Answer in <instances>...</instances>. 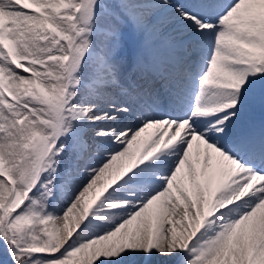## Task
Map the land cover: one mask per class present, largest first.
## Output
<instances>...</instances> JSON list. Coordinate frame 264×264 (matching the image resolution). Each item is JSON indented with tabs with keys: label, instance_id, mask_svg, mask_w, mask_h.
Listing matches in <instances>:
<instances>
[{
	"label": "snow or ice",
	"instance_id": "1",
	"mask_svg": "<svg viewBox=\"0 0 264 264\" xmlns=\"http://www.w3.org/2000/svg\"><path fill=\"white\" fill-rule=\"evenodd\" d=\"M257 107L264 0H0V264H264Z\"/></svg>",
	"mask_w": 264,
	"mask_h": 264
},
{
	"label": "bare ground",
	"instance_id": "2",
	"mask_svg": "<svg viewBox=\"0 0 264 264\" xmlns=\"http://www.w3.org/2000/svg\"><path fill=\"white\" fill-rule=\"evenodd\" d=\"M132 50H133V48H132ZM254 118H255V124H256L257 128H259L261 123H264V110L257 107L255 114H254ZM101 183H103V181H101Z\"/></svg>",
	"mask_w": 264,
	"mask_h": 264
},
{
	"label": "rangeland",
	"instance_id": "3",
	"mask_svg": "<svg viewBox=\"0 0 264 264\" xmlns=\"http://www.w3.org/2000/svg\"><path fill=\"white\" fill-rule=\"evenodd\" d=\"M131 47H134V40H132V39H130V41H129V48H131ZM129 50L131 52L132 51V48L129 49Z\"/></svg>",
	"mask_w": 264,
	"mask_h": 264
}]
</instances>
